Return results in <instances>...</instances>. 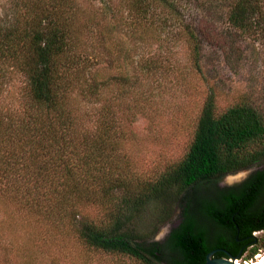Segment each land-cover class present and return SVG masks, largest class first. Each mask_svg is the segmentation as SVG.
Returning a JSON list of instances; mask_svg holds the SVG:
<instances>
[{
  "label": "trees",
  "instance_id": "16d2710c",
  "mask_svg": "<svg viewBox=\"0 0 264 264\" xmlns=\"http://www.w3.org/2000/svg\"><path fill=\"white\" fill-rule=\"evenodd\" d=\"M227 1L230 24L264 40V0ZM78 2L8 0L0 17V196L87 249L139 264H206L214 249V256L252 259L264 247L257 235L264 231V167L233 186L219 180L264 163V90L223 111L212 90L184 157L152 179L134 181L125 157L129 137L116 114L112 74L105 73L129 63L149 72L158 66L134 60L116 25L93 32V15ZM126 2L123 29L136 49L149 28L167 24L157 5L175 6ZM179 26L204 73L199 34L189 21ZM16 76L23 78L19 95L3 102ZM85 100L107 103L90 113L82 110ZM149 205L161 222L180 210V222L162 241L140 228Z\"/></svg>",
  "mask_w": 264,
  "mask_h": 264
},
{
  "label": "rangeland",
  "instance_id": "374dc122",
  "mask_svg": "<svg viewBox=\"0 0 264 264\" xmlns=\"http://www.w3.org/2000/svg\"><path fill=\"white\" fill-rule=\"evenodd\" d=\"M173 1L175 6L157 5L156 11L162 19L167 17V24L161 25V30L159 27L149 28L144 33V47L138 49L123 29L128 11L126 0L78 2L88 17L93 15V32L100 31L105 25L108 28L111 24L116 25L134 60L142 57L148 62L152 60L150 65L153 67L158 66L156 72H149L136 63H129L124 68L105 73L112 74L109 85L115 91L116 114L129 137L125 142V157L134 181L152 179L184 157L203 103L212 90L216 93L219 111L247 97L257 99L264 90V40L245 34L230 24L227 0ZM7 4L8 0H0V17ZM161 8H164L162 13ZM159 13L154 15V26L160 20ZM182 21H189L200 36L204 73L195 68L190 47L179 32ZM86 34L85 30L84 36ZM98 65L103 67L102 62ZM22 84L23 78L16 76L8 86L3 102L14 101ZM102 103L107 102L85 100L82 110L92 113L95 108L99 111ZM250 168L223 176L219 184L233 186L243 181ZM155 213L154 205H149L139 216L140 228L149 240L162 241L170 233H165L167 226L173 228L179 223L180 210L177 208L164 222ZM96 214L102 217L100 213ZM257 235L264 238V231L257 232ZM245 255L240 257L241 262L246 260ZM259 255H264V247L246 261L255 262ZM0 264L139 263L126 256L87 249L74 235L59 231L0 196Z\"/></svg>",
  "mask_w": 264,
  "mask_h": 264
},
{
  "label": "water",
  "instance_id": "95a60500",
  "mask_svg": "<svg viewBox=\"0 0 264 264\" xmlns=\"http://www.w3.org/2000/svg\"><path fill=\"white\" fill-rule=\"evenodd\" d=\"M263 167H264V163L253 166L245 174V175H247L246 178L253 171H255L257 169H260V168H263ZM171 229H172V225H168L167 228L165 229V233L166 232H170ZM215 252H216V249L211 250L210 252H208V254L206 256V264H245V262H246V260L243 263L242 262H238V260H240V255H233L232 253L227 252V255H228L227 257L226 256H214ZM258 264H264V257L259 261Z\"/></svg>",
  "mask_w": 264,
  "mask_h": 264
},
{
  "label": "bare ground",
  "instance_id": "6f19581e",
  "mask_svg": "<svg viewBox=\"0 0 264 264\" xmlns=\"http://www.w3.org/2000/svg\"><path fill=\"white\" fill-rule=\"evenodd\" d=\"M263 257H264V255H259L257 261H255V262H254V261H253V262H252V261H251V262L246 261L245 264H258L259 261H260ZM238 262H241V261L238 260ZM242 263H243V262H242Z\"/></svg>",
  "mask_w": 264,
  "mask_h": 264
},
{
  "label": "flooded vegetation",
  "instance_id": "af4514ba",
  "mask_svg": "<svg viewBox=\"0 0 264 264\" xmlns=\"http://www.w3.org/2000/svg\"><path fill=\"white\" fill-rule=\"evenodd\" d=\"M180 222V221H179Z\"/></svg>",
  "mask_w": 264,
  "mask_h": 264
}]
</instances>
